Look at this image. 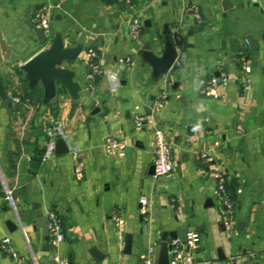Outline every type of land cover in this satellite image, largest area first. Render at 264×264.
Listing matches in <instances>:
<instances>
[{"label": "crops", "instance_id": "obj_1", "mask_svg": "<svg viewBox=\"0 0 264 264\" xmlns=\"http://www.w3.org/2000/svg\"><path fill=\"white\" fill-rule=\"evenodd\" d=\"M230 1L225 10L223 0H0V82L11 101L2 106L0 98V264H56L55 256L68 264H139L149 247L155 251L160 230L199 233L193 264L264 259V0ZM39 8L50 16L45 40L33 20ZM133 19L143 31L149 22L150 32L133 39ZM168 29L177 68L154 81L134 44L149 40L159 50ZM190 29L180 51L179 38ZM57 33L65 46L81 47L64 63L80 90L72 98L57 84L44 105L41 84L28 88L20 66ZM242 58L251 69L249 87ZM90 61L103 72L92 74ZM212 76L218 83L203 91ZM136 115L153 119L138 127ZM56 120L68 151L43 162L45 129ZM155 127L168 138L173 161L160 178L150 174ZM107 137L125 148L107 153ZM216 174L234 201L229 230ZM51 212L60 219L61 241L43 236L39 218ZM3 238L16 258L2 249ZM92 249L102 255L99 261Z\"/></svg>", "mask_w": 264, "mask_h": 264}, {"label": "water", "instance_id": "obj_2", "mask_svg": "<svg viewBox=\"0 0 264 264\" xmlns=\"http://www.w3.org/2000/svg\"><path fill=\"white\" fill-rule=\"evenodd\" d=\"M225 5L223 8L226 10L230 8L231 1L223 0ZM146 29L142 32L149 33L150 23L146 22L144 24ZM40 36L45 40V34L40 29ZM165 37L161 42L159 50H156L154 46L155 43L146 40L142 44H134V50L136 54L140 57L142 65L147 64L151 68V77L154 81H158L164 74L169 70H175L177 68L176 60L178 59V49L173 41L171 30H166L163 32ZM193 30L190 29L185 36L179 38V50L184 51L186 43V37L192 35ZM176 40L178 38L176 37ZM249 48L254 50L256 45L250 37H246ZM81 51L80 46L67 47L64 45L63 39L60 34H55L49 46L20 66V70L24 73V77L28 82V88L34 89L38 84H41L43 88V99L44 105H47L57 93V84L63 87L68 95L72 98L78 97V92L80 86L77 82L73 80L74 72L70 70L66 64L70 63L76 59ZM64 63H66L64 65ZM125 73V72H123ZM0 98L2 99V106H7L11 103L10 98L7 97L6 92L3 88V84L0 82ZM153 99V98H152ZM150 112V108H146V113ZM193 130V126H187V132L190 133ZM67 147L62 139H57L55 154L66 153ZM150 174H154V165L150 166ZM48 217L42 216L39 218V223L43 227V236L48 239ZM6 225L10 231L16 229V225L10 221L6 222ZM186 230L182 232L175 230H160L155 235L153 246L155 247L154 253L157 254V264H168L169 258L172 252V241L175 239H183L186 236ZM130 239L126 241L127 247H129ZM92 257L99 261L102 255L95 250H91ZM219 252V250H218ZM219 258H224L221 254L218 255Z\"/></svg>", "mask_w": 264, "mask_h": 264}, {"label": "built area", "instance_id": "obj_3", "mask_svg": "<svg viewBox=\"0 0 264 264\" xmlns=\"http://www.w3.org/2000/svg\"><path fill=\"white\" fill-rule=\"evenodd\" d=\"M196 9V8H195ZM194 9V11H195ZM34 22L38 27L43 31L46 38L50 34V16L49 13L44 8H39L33 18ZM195 21L197 23L202 22L201 16L195 13ZM141 31V24L138 20L133 19L128 26V33L133 38H138ZM241 65V72L244 76V83L246 87H249L250 79V66L244 61ZM220 64V62H219ZM221 65V64H220ZM89 69L92 74H101L103 70L99 67L96 62H89ZM223 79H225L223 77ZM219 78L212 76L205 86V90H210L218 83ZM151 115H136L134 117V123L136 126L140 127L146 123L152 121ZM62 131V123L60 121L51 122L45 129V135L47 137L41 159L43 162L49 161L53 158L55 154L56 141L59 134ZM154 136V174L155 178H160L168 175L173 170V161L171 158L170 151V142L163 130L159 127H155L153 130ZM104 147L107 153H114L116 151H121L125 148V143L117 138L107 137L104 141ZM73 158L76 159V155H73ZM215 178L217 179V198L222 206V223L226 229H231L233 224V207L234 201L231 195V192L226 188V180L221 174H216ZM5 195L8 200H11V191L5 187ZM140 209L143 213L146 212L148 201L146 197L142 196L139 199ZM117 225L120 224L121 219L119 216L113 217ZM48 231L49 237L57 241L63 239L62 227L60 224V219L55 213H49L48 215ZM118 234H121V231L118 230ZM200 244V235L198 232H187L186 236L183 239H175L172 241V252L169 258L168 264H193L194 252L199 247ZM1 247L5 252L10 253L14 258H16V253L11 250L9 247V239L3 238L1 241ZM153 248L149 247L147 254L141 259L139 264H157L156 259L152 256ZM56 264H68V261L65 258H60L59 256L54 257ZM255 264H264V259L256 262Z\"/></svg>", "mask_w": 264, "mask_h": 264}, {"label": "trees", "instance_id": "obj_4", "mask_svg": "<svg viewBox=\"0 0 264 264\" xmlns=\"http://www.w3.org/2000/svg\"><path fill=\"white\" fill-rule=\"evenodd\" d=\"M225 185H226V188L231 192V190H230L229 187H228V183H226Z\"/></svg>", "mask_w": 264, "mask_h": 264}]
</instances>
